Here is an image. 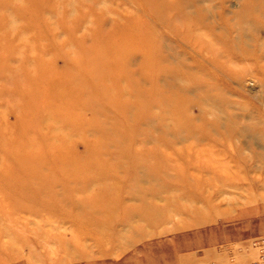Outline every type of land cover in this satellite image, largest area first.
<instances>
[{
  "label": "rangeland",
  "instance_id": "1",
  "mask_svg": "<svg viewBox=\"0 0 264 264\" xmlns=\"http://www.w3.org/2000/svg\"><path fill=\"white\" fill-rule=\"evenodd\" d=\"M144 1L0 0V155H6L8 151L7 167L0 168L1 179L6 180L7 177L12 179L19 175L14 170L23 162H38L46 166V163L54 165L52 159L57 158L58 170L66 172L67 167L72 168L65 159L67 156H62L66 153L61 154L58 150L55 153L48 140L54 136L63 140L64 143L61 144L66 145L76 143L79 139L71 129L72 121L68 119L65 111L56 108L57 103L62 101V84L60 82L56 84L54 80L48 81L37 75L40 73L38 60L49 61L59 55L55 63L61 68L63 65L61 57H66L70 65L75 66L79 64L80 59L104 56L109 50L105 51L96 45L109 42L110 45L117 46L121 41L118 34L114 36L117 32L109 20L105 23L101 21V13L107 14L106 11L115 6L130 13L136 12L140 20L147 23V28L143 30L144 35L150 33L152 28H156L161 35L157 39L166 46L165 50L175 54L177 46H181L179 49L182 48L177 39H173L175 44L169 41L170 35L166 28L156 23L152 15L145 11ZM132 7L138 9V12ZM181 19L182 17L177 18L175 24L181 26L183 22ZM243 32H246L244 34L246 37L249 35L248 39L258 40L263 36L259 29H246ZM196 33L194 35L193 32L191 37L207 41L210 39L209 35L206 36L202 31ZM241 39L246 41L244 36ZM210 45L212 52L217 49L221 54L217 44ZM235 45L240 46L239 43ZM146 48L149 50L146 58H150L148 61L153 64L155 71L159 63L164 62L157 59L154 47ZM131 51L127 44L124 51L117 53L111 51L106 53V56L109 59L118 57L119 61L112 62L125 64L127 69L129 67L135 69V66H128L126 59ZM221 56L224 57L223 52ZM229 63L226 65L231 68L229 66L231 62ZM237 63V69L240 68V72L246 75L245 78L252 73L257 76L260 83L259 80L254 84L244 80L241 82L242 88H239L223 76L220 82L233 86L237 92V95L231 97L232 101L235 99L234 103L224 99L215 106L206 101L200 103L201 108L205 110L206 119L211 123L218 121L217 118L220 116H227L232 112L242 116L247 111L245 109L249 108L253 110L254 116L261 120L255 129L260 127L264 129V75L259 72L264 68V61ZM236 65L232 67L236 69ZM164 66L165 64L162 67ZM127 76L133 77L130 69L121 76L112 73V77L103 82L105 86L115 91L105 95L103 101L104 105L105 101L107 102L105 109L112 115L108 126L116 123L121 125L120 130L124 126L133 128L131 131L123 130V134L127 135L124 139L130 146L127 149L121 148L120 151L125 155L133 152V148H144L151 152L157 146V150L172 156L166 165L162 164V169L180 167L176 171L170 170L173 176L171 178L176 175V179L189 184L191 188L171 185L164 190L160 189L169 181L164 176L157 177L155 181L148 176L145 178L144 174H138L135 180H124L121 190L128 188L131 192H152V198L148 201L156 208L149 211L148 215H144L143 212L139 215L137 210L139 207L141 211L143 203L128 201L127 198L125 199L127 204L134 207L132 214L130 213L128 217L126 213L125 215L118 210L114 216H117L115 220H118L115 227L109 225V213L102 208V203L99 205L101 207L92 209L95 210L93 213L95 215L89 217V220L86 218L89 215L86 213L89 212L86 210L87 204L81 203L80 208L79 204L74 202H69L66 206L58 205L53 212L44 210L38 215L23 213L25 223L20 222L21 224H16L15 220L11 221L10 217L4 215L0 217V224L5 228H11L9 230L11 232L1 234L0 247L10 243L12 248L10 252L7 250L0 252V263L7 261L3 259L6 256L9 259L6 264H250L255 258L256 249L252 246V241L264 236V163H259L256 158L258 154H264V139L259 138L250 143L248 135L229 139L227 136L224 137L223 129L218 127L219 135H223L221 143L195 141L199 144L197 148L201 154L200 159L193 162L195 165L201 164V170L197 176L191 175V169L186 171L185 162H180L179 150L191 143L192 139L185 143H176L175 146L165 145L167 142L163 141L164 131L154 126H159V121H166V127L171 133H167V129L165 133L172 140L181 133L182 128L173 129L170 119L173 111L170 110L168 113L164 105L170 90L154 80L133 81ZM244 83L250 88L246 87L244 90ZM174 84L175 87L187 85L180 80ZM154 85L159 88L157 91L161 95L157 101H154L153 94L144 91ZM123 90L126 91L125 94L122 93ZM54 93H57L58 98ZM195 93L189 97L195 100L197 98ZM213 93L214 91L211 92ZM226 96L229 98V93ZM215 97L219 98V95L216 94ZM32 100L45 102L50 107L41 108L40 111L35 109L26 111V106L30 105ZM151 115L154 118H151ZM236 122L243 123L240 118L236 119ZM244 122L248 123L249 119ZM59 148L63 151L65 149L62 145ZM81 149L82 146L77 144L79 153ZM115 149L110 147L106 152L107 155L111 153L112 157H108L109 160L114 154L120 160H124V156L117 154ZM16 159H19V162ZM137 160L149 161L150 167L157 166L151 157L138 155ZM6 161H3L4 164ZM136 167L137 164L134 165L129 160L126 167L128 174H134ZM58 170L55 171L57 176ZM97 185L98 183L92 187L90 183L86 191L78 194V197L90 195ZM11 188L0 184V191L4 192L7 198L14 194ZM121 195L126 197L124 193ZM15 216L17 215L12 217ZM130 226L134 228L130 229ZM112 234L118 235L113 238Z\"/></svg>",
  "mask_w": 264,
  "mask_h": 264
},
{
  "label": "bare ground",
  "instance_id": "2",
  "mask_svg": "<svg viewBox=\"0 0 264 264\" xmlns=\"http://www.w3.org/2000/svg\"><path fill=\"white\" fill-rule=\"evenodd\" d=\"M144 6L145 11L152 15L153 20L166 28L170 35L169 41L174 42L173 39H177L179 44L182 45L181 49H179L181 46L178 47L176 45L178 48L177 53L174 54L171 51L168 52L165 50L166 46L161 44L159 42L160 40L157 39L161 35L156 28H152L150 33L147 32L144 35L143 30L147 28V23L140 20L141 18L137 15L138 13L131 12L134 14L132 15L128 10L119 6L111 8L108 12L106 11L108 15L101 13L100 18L104 23L106 20H109L112 28L116 29L115 31L117 32H115L116 34L114 36L118 34L121 43L117 46H112L107 42L96 46H101L105 51L109 50L106 53L111 51L117 53L118 51H124V47L128 44L132 51L126 57L127 63L129 64L128 66H135V69L128 68L133 74V77L127 76L128 79L131 78L133 81L141 80L144 82L154 80L156 83L159 82L165 85L170 90L169 97H166L164 100V105H166L168 113L170 110L173 111L170 114L173 129H176V127L182 128L181 133H179V137H175L172 140L165 133L166 129L167 133H171V130L166 127V121H159V126H154L156 129L158 128L164 131L163 141L167 142L165 145L175 146L176 143H185L187 140L192 139L191 143L184 145L183 149L179 150L181 154L180 162H185V170L188 171L191 169V175H198L201 170V164L195 165L193 160L200 159L201 152L197 148L199 144H196V142L207 141V143H221V139H223L221 137L223 135H219L218 127L223 129L224 137L227 136L229 139L247 135L248 140H250L249 143L255 142L259 138L264 139V129L262 127L255 129L256 124H259L261 120L254 116L253 110L246 108L245 110L247 111L242 116L237 115V112H232L230 115L220 116L217 118L218 121L211 123L206 119V112L201 108L200 104L201 102L207 101L209 104L216 106L221 100L224 101L226 99L229 102V100L232 101V96L237 95L233 86L224 85V83L220 82L223 76L228 81L234 82L239 88H242L241 82L244 80H249L253 84L259 80L252 73L248 74L247 78H245L246 75L240 72V68L237 69L236 64H238L237 62L245 63V61L251 60H255L258 63L259 61H264V24H262L264 22V0H145ZM132 8L135 9V7ZM135 10L138 12V9ZM181 17L183 22H181V26H178L175 24V21ZM246 29H259L263 36L259 37L258 40L255 38L248 39L249 35L246 37L244 35L246 32H243ZM141 31L143 33H140ZM201 31L206 36L209 35L210 39L208 41L191 37L193 32L196 35V32L201 33ZM242 36L245 37L246 41L241 39ZM127 38L128 40H126ZM235 43H239L240 46H234ZM210 44H217L219 51L221 54L223 52L225 58L218 53L217 49L212 52ZM147 46L154 47V51H157V59H161L164 62L162 64L159 63L155 71L153 64L151 65L148 61L150 58H146L149 52L148 48H146ZM96 50H100V48H96ZM106 53L99 58L80 59L79 64L75 66L70 65L66 57L60 56L63 58L61 68H58L55 63L59 55L49 61H45V59L38 60L40 61L38 62V71L40 73H37V75L39 74L41 77L48 79V81L50 79L51 81L54 80L56 84L59 82L62 84V101L57 103L56 108L62 112L65 111L68 119L72 121L71 129L79 138L76 143H68L66 145L61 144L64 141L57 139V137L52 136L48 138L50 146L54 148L53 151L55 153L57 150L61 154L66 153V155L62 156H67L65 159L70 163L69 165L72 168H64L66 172L58 170L59 167L57 165L59 160L57 158L52 159L54 165L46 163V166L43 163L38 164V162H23L14 170L19 175L12 179L7 177L6 180L0 178V184L12 187L11 189L14 193L7 198V195L0 191V217L5 215L10 217L11 221L15 220L14 222L16 224L20 222L25 223V219L22 216L23 213L38 215L44 210H46L45 212H53L58 205L66 206L69 202H74L79 204V207L81 203L87 204L86 210H89V212H86L89 214L86 217L87 220L95 215L93 214L95 210L92 211V209L102 206L109 213L110 221L107 220L109 221V225L115 227L118 220H115L117 216H114L117 215L115 213L118 210L123 214L126 213V216H130V213L132 214L134 207L127 204V198L128 201L132 200L143 203L141 205V211L138 207L137 211L139 215L142 212L146 215L149 211H153L156 208L148 201V199L152 198V192H131L126 187L124 188L126 190H121V185H123L124 180H135L138 174H144L145 178L148 176L155 181L157 177L164 176L169 181L166 185L160 187V189L164 190L171 185H180V188H191L189 184L182 183L179 179H176L177 177H175L176 175L174 173V178H171L173 176L170 174V170L174 169L176 171L180 167L173 166L171 169L166 167H164L166 170L162 169V164L166 165L172 156L169 153L165 154L161 152L162 150H157V146L151 152L147 149L144 150V148H133V152H130L132 154L131 157L129 156L130 154L125 155L120 151L121 148L127 149L130 146V143L124 139L127 135L123 134V130L128 129L131 131L133 128L124 126L120 130L119 126L121 125H117L116 123L109 124L108 126L107 123H109V118L112 115L105 109L107 102L105 101L104 105L103 101L106 97L105 95L115 91L113 88L105 86L103 82L110 79L112 73L121 76L128 72V69L125 64H120L123 65L120 66L118 63H113L112 61L115 62L120 59L118 57L109 59ZM164 54L168 56L165 57ZM229 61L231 62V65H229L231 68L226 65ZM163 64H165L164 67H162ZM232 65H236V69ZM161 67L163 70H161ZM109 70L114 72L110 73ZM259 72L263 76L264 68H261ZM178 80L187 83V85L184 87H175L174 83ZM246 87L248 88L249 86H246L244 83L243 89L246 90ZM55 90L57 89L55 88ZM115 90L117 91V89ZM157 90L159 91V88L157 89L155 85L150 89H144L145 93L153 94L154 101L159 100L161 97ZM212 91H214L213 94H211ZM194 92L197 95L195 100L189 97ZM122 93L125 94L126 91L123 90ZM228 93L229 98H226V94ZM216 94L219 95V98L215 97ZM54 95L58 98L57 93H54ZM31 102L30 105L26 106V111L33 109L40 111L41 108L50 107L45 102L39 103L37 100H32ZM137 104L141 105L142 103ZM151 118H154V116L152 117L151 115ZM238 118L243 121L242 124L235 123V120ZM246 119H249L248 123L244 122ZM52 132L53 129H51V134ZM83 137H90L91 139ZM57 142L65 148L64 151L59 148L60 145ZM77 144L82 146L80 153L77 151ZM131 145H133L132 142ZM110 147H115L117 154L123 155L124 160L117 158L116 154L109 160L112 157L111 153L108 152L110 154L107 155L106 152ZM138 155L153 158L157 166L150 167L149 161H138ZM7 157L8 151L6 155H0V168L7 167ZM256 158L259 163H264L263 153L258 154ZM16 160L19 162V159ZM129 160L134 165L135 163L137 164L134 174L130 173L131 175L128 174V169L126 168ZM3 161H6L5 164ZM56 169L59 171L58 176ZM90 183L92 187L96 183L98 185L93 188L90 195L78 197V194L86 191V187H89L87 185ZM121 193H124L126 197H122ZM101 203L102 205L99 206ZM75 206L77 207V205ZM13 215L17 216L12 217ZM130 227V229L134 228L132 226ZM9 230L11 228H5L0 224V236L4 232H11ZM115 235L118 234H112L113 238ZM110 238L112 239L111 236ZM11 248L10 243L9 245H3V247H0V252H6V250L10 252ZM3 259L7 261L5 260V263L0 264L9 262L8 256Z\"/></svg>",
  "mask_w": 264,
  "mask_h": 264
},
{
  "label": "built area",
  "instance_id": "3",
  "mask_svg": "<svg viewBox=\"0 0 264 264\" xmlns=\"http://www.w3.org/2000/svg\"><path fill=\"white\" fill-rule=\"evenodd\" d=\"M252 246L256 249V255L250 264H264V236L253 240Z\"/></svg>",
  "mask_w": 264,
  "mask_h": 264
}]
</instances>
